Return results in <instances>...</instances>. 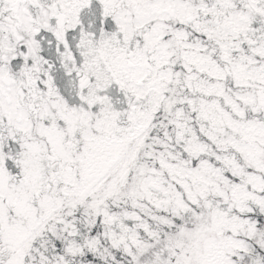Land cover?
Segmentation results:
<instances>
[{"label": "snow or ice", "instance_id": "1", "mask_svg": "<svg viewBox=\"0 0 264 264\" xmlns=\"http://www.w3.org/2000/svg\"><path fill=\"white\" fill-rule=\"evenodd\" d=\"M0 264H264V0H0Z\"/></svg>", "mask_w": 264, "mask_h": 264}]
</instances>
